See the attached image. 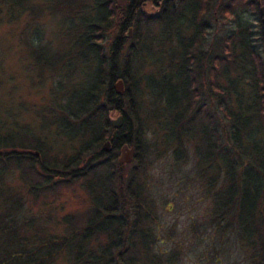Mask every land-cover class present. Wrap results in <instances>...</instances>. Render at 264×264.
<instances>
[{
    "label": "trees",
    "instance_id": "trees-1",
    "mask_svg": "<svg viewBox=\"0 0 264 264\" xmlns=\"http://www.w3.org/2000/svg\"><path fill=\"white\" fill-rule=\"evenodd\" d=\"M246 3L254 10L248 0H0V24L24 16L31 68L56 71L57 101L45 126L51 143L10 115L0 121V264H178L189 242L161 248L169 236L145 169L163 153L179 162L186 145L196 159L198 203L206 205L188 233L213 254L212 264H224L231 246L244 264H264V64L237 14ZM45 11L65 16L71 45L53 56L63 67L37 45ZM218 19L231 28L215 32ZM154 54L166 63L148 62ZM150 66L154 73L142 72ZM118 80L122 95L112 89ZM111 115H121L120 127L110 126ZM59 144L73 148L67 158L55 153ZM123 145L133 148L129 164L117 163ZM75 183L87 209L63 215L62 234H50L43 212ZM38 200L42 212L28 214L26 204Z\"/></svg>",
    "mask_w": 264,
    "mask_h": 264
},
{
    "label": "rangeland",
    "instance_id": "rangeland-1",
    "mask_svg": "<svg viewBox=\"0 0 264 264\" xmlns=\"http://www.w3.org/2000/svg\"><path fill=\"white\" fill-rule=\"evenodd\" d=\"M146 9L148 12L154 11V8L146 7ZM244 9H237V14L239 17L242 16L240 19L243 22L252 25L250 16L252 8L246 3ZM64 17L63 14L55 15L52 12L45 11L36 20V39L41 38V42L37 43V45L41 46L44 44L49 47L50 50L47 51L48 58L57 57L55 53L66 52L71 45L68 40L70 35L66 31V26L62 25ZM5 22L4 20V23L0 24V121L5 118V115H10L17 122V125L27 129L31 128L32 132H34L33 135L36 136L40 143H51L54 136L53 128H46L45 126L47 125L48 116H51L53 109L56 108L57 101L52 103L55 99L52 94L56 71L49 70L45 66L41 69L38 66L36 69L31 68V59L27 56L28 50L22 41L24 16L20 17L16 24H6ZM230 28L229 19H218L213 30L222 33ZM29 32L31 33L32 30L30 29ZM150 32L156 35L158 29L152 28ZM185 36H188V33ZM126 37L129 39L128 44L132 43V40H130L132 33L128 34L127 32ZM169 44V41L166 42V46H163V48L167 49ZM194 46L196 51H198V41L195 42ZM193 51L195 52V49ZM56 57H53V59L49 58V62H57L58 65L61 64L62 66L65 60L57 61L55 60ZM145 58H142L143 62H146L147 59L155 67L164 65L167 61L166 59L163 64L164 57L158 54ZM59 69H57V72ZM154 71L155 68L151 66L150 70H142L143 73L150 74L154 73ZM59 102L62 107V100H59ZM144 103L148 105L146 100H144ZM144 108L145 110L148 109L147 106H144ZM118 116L111 115L110 120H115ZM7 122L10 123L9 121ZM153 131L156 132L155 130ZM149 137L150 141L154 139L152 136ZM158 137L159 135L155 138L159 140ZM71 150L73 148L70 149L68 146L59 144L58 151L55 153L59 154V157L67 158ZM182 150L185 151V155H183L185 158H182L179 162H174L168 156V153H163L160 157H154L146 163L145 174L149 188L153 192L157 213L161 219L162 228L165 230L164 235L169 236H164V244L161 248H169V243L173 241H187L189 245L185 244L183 246L184 250L179 253L176 261L178 264H212L215 260L213 254L204 250V244L198 242V237L188 233L189 224L193 221H195V228L198 230V222H201L202 215H205L203 207L206 205L198 203L202 188L194 176L196 159L193 148L186 145V148L184 147ZM119 154L117 157H119ZM48 203L50 206L43 213L47 214L46 212H48L50 218H52L49 225H47V231L54 235L62 234V229L57 225V221L63 215H80L88 206L84 193L77 183L69 189L61 190L59 198L54 202ZM41 205L42 203L38 200L36 204L30 205L28 210L26 204V210L28 214L39 216V213L42 212ZM171 238L173 239L172 241L170 240ZM198 253L204 257L208 255L209 263L202 258L198 261ZM240 257L241 255L238 257V252L231 246L224 254V264H244V262H241ZM59 264L63 263L60 262Z\"/></svg>",
    "mask_w": 264,
    "mask_h": 264
},
{
    "label": "flooded vegetation",
    "instance_id": "flooded-vegetation-1",
    "mask_svg": "<svg viewBox=\"0 0 264 264\" xmlns=\"http://www.w3.org/2000/svg\"><path fill=\"white\" fill-rule=\"evenodd\" d=\"M255 2V8L251 11L250 16L252 25V46L255 47L256 53L260 55V60L264 64V16L261 12L264 7V0H248Z\"/></svg>",
    "mask_w": 264,
    "mask_h": 264
},
{
    "label": "water",
    "instance_id": "water-1",
    "mask_svg": "<svg viewBox=\"0 0 264 264\" xmlns=\"http://www.w3.org/2000/svg\"><path fill=\"white\" fill-rule=\"evenodd\" d=\"M261 12H262V14L264 16V7H262ZM129 33H130V30L128 31V34ZM112 89L114 90L115 94L122 95V93H123V83L120 80L116 81L112 85ZM121 123H122L121 115L116 117L115 120H110V126L112 128L120 127ZM101 148H102L103 152H109V150H110L109 142L108 141L104 142L102 144ZM119 153L120 154H119V157L117 158V163L118 164H127L132 159L133 148H128L126 145H123L120 148Z\"/></svg>",
    "mask_w": 264,
    "mask_h": 264
},
{
    "label": "bare ground",
    "instance_id": "bare-ground-1",
    "mask_svg": "<svg viewBox=\"0 0 264 264\" xmlns=\"http://www.w3.org/2000/svg\"><path fill=\"white\" fill-rule=\"evenodd\" d=\"M131 32V31H130ZM120 116V115H119Z\"/></svg>",
    "mask_w": 264,
    "mask_h": 264
}]
</instances>
